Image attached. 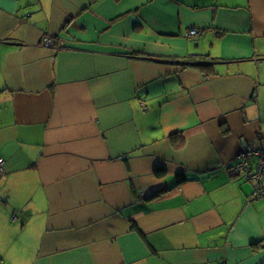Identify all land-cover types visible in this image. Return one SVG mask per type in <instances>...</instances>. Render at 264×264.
Returning a JSON list of instances; mask_svg holds the SVG:
<instances>
[{"label": "crops", "instance_id": "crops-1", "mask_svg": "<svg viewBox=\"0 0 264 264\" xmlns=\"http://www.w3.org/2000/svg\"><path fill=\"white\" fill-rule=\"evenodd\" d=\"M258 148L264 0H0V264H264Z\"/></svg>", "mask_w": 264, "mask_h": 264}, {"label": "built area", "instance_id": "built-area-1", "mask_svg": "<svg viewBox=\"0 0 264 264\" xmlns=\"http://www.w3.org/2000/svg\"><path fill=\"white\" fill-rule=\"evenodd\" d=\"M190 35H197V29H190L188 32ZM54 39L50 35H44L41 39V43L43 46L46 47H53L54 46ZM58 45L63 44L62 41L57 43ZM143 110L146 109V106L143 104L141 107ZM244 156V155H243ZM245 156H252L254 158V164H250L248 160H244L241 165L236 166L234 171H238V167H241L246 174V178L253 182L254 189H253V197L256 198H264V148H258L256 150H250L247 152ZM242 157V156H241ZM246 161V162H245ZM2 158H0V172L3 171L2 169Z\"/></svg>", "mask_w": 264, "mask_h": 264}, {"label": "trees", "instance_id": "trees-1", "mask_svg": "<svg viewBox=\"0 0 264 264\" xmlns=\"http://www.w3.org/2000/svg\"><path fill=\"white\" fill-rule=\"evenodd\" d=\"M132 225H133V223H132Z\"/></svg>", "mask_w": 264, "mask_h": 264}]
</instances>
